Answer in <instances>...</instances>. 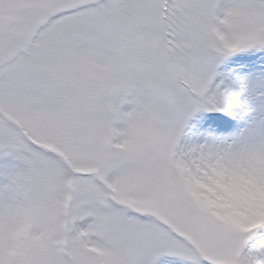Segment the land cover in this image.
Returning <instances> with one entry per match:
<instances>
[{
	"label": "snow or ice",
	"instance_id": "snow-or-ice-1",
	"mask_svg": "<svg viewBox=\"0 0 264 264\" xmlns=\"http://www.w3.org/2000/svg\"><path fill=\"white\" fill-rule=\"evenodd\" d=\"M0 264H264V0H0Z\"/></svg>",
	"mask_w": 264,
	"mask_h": 264
}]
</instances>
